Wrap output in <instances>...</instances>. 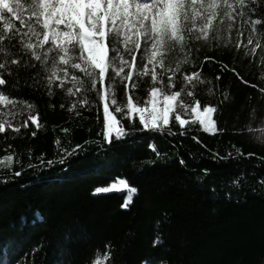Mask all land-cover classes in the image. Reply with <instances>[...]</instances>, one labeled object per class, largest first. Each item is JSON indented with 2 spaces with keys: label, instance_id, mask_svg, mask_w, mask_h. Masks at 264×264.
<instances>
[{
  "label": "trees",
  "instance_id": "16d2710c",
  "mask_svg": "<svg viewBox=\"0 0 264 264\" xmlns=\"http://www.w3.org/2000/svg\"><path fill=\"white\" fill-rule=\"evenodd\" d=\"M253 7L254 18H261L264 2ZM6 18L23 30L15 17ZM205 55L212 59L204 60ZM196 63L204 82L191 90L200 101L197 106H215L217 132L204 131L198 120L181 126L173 114L161 133L143 129L135 116L133 135L99 151L91 144L50 166H40L37 158L65 155L57 139L61 148L71 150L101 138L102 105L100 120L95 109L78 108L77 115L68 110L59 88L53 86L49 94L43 83L37 87L21 81L12 95L33 108L14 121L23 125L27 119L26 128L0 133V156L15 154L11 168L0 167V264L11 256L16 264H86L95 249L104 252L106 245L113 250L110 264H140L145 258L152 264L160 259L168 264H264V68L259 49L255 57H245L234 46L201 43ZM29 115L37 116L39 127ZM16 171L21 174L15 176ZM241 174L238 185L233 184ZM118 179L138 189L128 208L120 206L127 189L93 192ZM157 233L162 242L153 247ZM101 264L109 262L101 256Z\"/></svg>",
  "mask_w": 264,
  "mask_h": 264
},
{
  "label": "snow or ice",
  "instance_id": "6c2138e0",
  "mask_svg": "<svg viewBox=\"0 0 264 264\" xmlns=\"http://www.w3.org/2000/svg\"><path fill=\"white\" fill-rule=\"evenodd\" d=\"M262 2L0 0V133H5L6 128L18 133L22 126H28L27 119L23 125L14 123L18 114L31 113L33 108L28 100L12 95L19 90L21 81L37 87L43 83L49 94H54L53 86L59 88L70 112L78 108L95 109L100 120L102 105V127L97 133L100 139L76 144L71 150L61 148L57 139L55 143L65 155L45 161L42 153L37 158L40 166L63 164L68 155L86 151L91 144L99 151L105 144L133 135L138 130L131 123L135 116L139 117L143 129L163 133L170 115L174 114L175 121L183 126L187 121L180 110L190 109L195 113L193 123L198 120L204 131L215 133L218 131L212 118L215 106L208 104L200 111L196 107L200 101L191 90L204 82L196 63L201 43L209 48L234 46L245 57H255L259 49L260 64L264 68V13L261 18L253 15L257 12L253 5ZM9 14L23 25V30L6 18ZM203 59L212 58L205 55ZM190 65L195 69H190ZM232 70L235 72V68ZM261 76L264 77V70ZM260 91L264 93V88ZM224 95L227 98V93ZM65 106L60 104L61 108ZM29 119L40 126L36 115H29ZM156 155L159 158L161 153ZM14 159L15 154L11 152L0 156V167L11 168ZM180 162L184 164L183 159ZM20 174V171L14 172L15 176ZM242 178L243 174L232 183L238 185ZM117 183L130 193L138 191L126 179H119L109 186L96 187L93 192L110 191ZM130 202L131 196H128L120 206L128 208ZM161 242L162 237L157 233L152 246L157 247ZM106 249L104 252L95 249L86 264H101V256L110 264L113 250L108 245ZM4 264H16L14 256ZM140 264H152V260L145 258ZM157 264L168 262L160 259Z\"/></svg>",
  "mask_w": 264,
  "mask_h": 264
},
{
  "label": "rangeland",
  "instance_id": "374dc122",
  "mask_svg": "<svg viewBox=\"0 0 264 264\" xmlns=\"http://www.w3.org/2000/svg\"><path fill=\"white\" fill-rule=\"evenodd\" d=\"M196 107L200 110V111H202L203 110V108H201V107H199V106H197L196 105ZM181 111V114H182V118L183 119H185L186 121H187V123L185 124V125H187L189 122H193V120L195 119V113H191V110L189 109V111L188 112H184V110L183 109H181L180 110ZM212 118L214 119V112L212 113ZM36 124V123H35ZM119 180V179H118ZM118 180H116V181H114V182H112V183H115V182H117ZM111 183V184H112ZM110 184V185H111ZM109 186V185H108ZM124 188H121L120 186H119V184L117 183L116 184V188H113V189H111L110 191H112V190H123ZM128 190V189H127ZM135 195V193H130L129 192V190H128V196H131V200H132V198H133V196Z\"/></svg>",
  "mask_w": 264,
  "mask_h": 264
}]
</instances>
